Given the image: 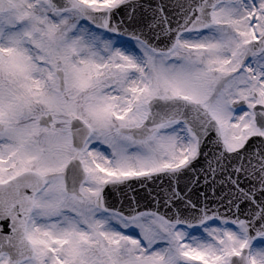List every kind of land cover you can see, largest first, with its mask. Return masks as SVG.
<instances>
[{
  "label": "snow or ice",
  "instance_id": "obj_1",
  "mask_svg": "<svg viewBox=\"0 0 264 264\" xmlns=\"http://www.w3.org/2000/svg\"><path fill=\"white\" fill-rule=\"evenodd\" d=\"M0 264H264V0H0Z\"/></svg>",
  "mask_w": 264,
  "mask_h": 264
}]
</instances>
